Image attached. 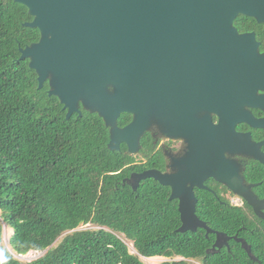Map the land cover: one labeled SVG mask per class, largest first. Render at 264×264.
Segmentation results:
<instances>
[{
  "label": "water",
  "instance_id": "95a60500",
  "mask_svg": "<svg viewBox=\"0 0 264 264\" xmlns=\"http://www.w3.org/2000/svg\"><path fill=\"white\" fill-rule=\"evenodd\" d=\"M29 9L40 40L21 48L30 59L40 88L48 82L67 117L82 109L98 113L110 128L109 147L139 152L142 136L158 119H174L173 72L189 65L195 94L205 92L218 124L207 122L210 135L207 164L202 169L163 174L157 170L133 173L127 182L137 189L153 178L171 186L170 199H180L179 232L204 228L217 235L212 252L230 247L231 236L211 228L197 213V197L188 181L209 176L244 197L264 219L260 199L225 153H241L264 163V153L250 133H238L236 124L264 128L249 108L264 110V53L256 33L240 34L234 25L240 15L264 24V0H15ZM133 114L120 127L122 114ZM216 156H218L216 158ZM205 169V171H203ZM201 188H206L197 180ZM250 257L258 260L248 241L235 235Z\"/></svg>",
  "mask_w": 264,
  "mask_h": 264
},
{
  "label": "trees",
  "instance_id": "16d2710c",
  "mask_svg": "<svg viewBox=\"0 0 264 264\" xmlns=\"http://www.w3.org/2000/svg\"><path fill=\"white\" fill-rule=\"evenodd\" d=\"M32 20L25 5L0 0V264H147L140 256L182 258L158 264H264V219L250 205L204 196L198 215L232 237L230 247L212 252L215 233L179 232L181 214L168 186L153 178L137 189L127 182L144 169L127 145L110 149V128L98 113L81 107L82 115L68 118L49 83L40 88L30 59L21 58L20 49L41 37L25 25ZM236 22L253 29L257 20L241 15ZM125 122L123 114L119 124ZM253 181H262L264 195V174ZM5 224L13 229L8 246ZM84 224L98 228L79 229ZM33 250L47 252L29 263L16 257Z\"/></svg>",
  "mask_w": 264,
  "mask_h": 264
},
{
  "label": "flooded vegetation",
  "instance_id": "af4514ba",
  "mask_svg": "<svg viewBox=\"0 0 264 264\" xmlns=\"http://www.w3.org/2000/svg\"><path fill=\"white\" fill-rule=\"evenodd\" d=\"M236 20L234 25L240 34L256 33V38L260 43V51L264 53V24L257 21L250 24V26L254 27L253 29H246L248 28L246 25H239ZM173 80L174 119L171 122L163 119L156 120L152 124L151 129L142 136L139 152L132 155L136 156V163L143 166L144 169L138 172L134 171L133 173L157 170L163 174H177L180 171H190L191 166L202 169L207 164L206 156L211 151L209 149L211 134L209 133L207 122L212 118L214 124H218L220 116L217 113L210 112V104L204 91L198 92L197 95L195 94L188 64L184 68L176 66L173 72ZM259 93L263 94L264 91L260 90ZM249 110L256 119L264 118L263 109L249 108ZM125 117L126 122L123 126L118 121L120 127L131 124L135 116L131 113H125ZM236 131L243 134L250 133V138H252L254 143H263L260 149L264 153V128H254L247 122H241L236 124ZM225 155L228 159L235 161L244 183L247 185L256 184V186L252 187V190L256 192L260 199H264V195H261L262 193L259 189L262 181H253L254 177H257V174H264V163L241 153L232 154L226 152ZM251 168L255 174H249ZM203 175L198 174L197 179L188 181V185L193 186L198 199L197 213L198 206L204 203V196L207 193L215 199V202L221 205L232 204L240 207L246 204L249 205L244 197L234 193L225 183L213 176L202 178ZM197 180H201L206 188H201L199 185L194 184ZM168 187L172 193L171 186ZM176 200L179 206L180 199Z\"/></svg>",
  "mask_w": 264,
  "mask_h": 264
},
{
  "label": "rangeland",
  "instance_id": "374dc122",
  "mask_svg": "<svg viewBox=\"0 0 264 264\" xmlns=\"http://www.w3.org/2000/svg\"><path fill=\"white\" fill-rule=\"evenodd\" d=\"M87 228H98V226L94 225V224H84V225H81L79 229H87ZM13 234V229L5 224L4 225V240H3V244L8 246L9 245V240H10V237L11 235ZM123 236V235H122ZM64 235L61 236L55 243H54V246H57L63 239ZM126 240V242L128 243L129 247H130V250L132 253L134 254H138L135 246H134V243L132 241H129L127 240L126 238H124ZM47 250H44V251H30L28 252L27 254H22V255H18L16 254V257L18 259H20L21 261H23L24 263H29L31 261H34V260H37L41 257H43L45 254H46ZM141 259L147 263V264H158V263H161V262H164V261H169V260H181L182 258L181 257H177L175 259H171V258H166V257H152V258H147V257H143V256H140Z\"/></svg>",
  "mask_w": 264,
  "mask_h": 264
},
{
  "label": "bare ground",
  "instance_id": "6f19581e",
  "mask_svg": "<svg viewBox=\"0 0 264 264\" xmlns=\"http://www.w3.org/2000/svg\"><path fill=\"white\" fill-rule=\"evenodd\" d=\"M188 103V102H187Z\"/></svg>",
  "mask_w": 264,
  "mask_h": 264
}]
</instances>
